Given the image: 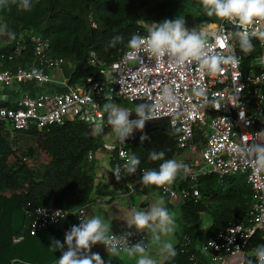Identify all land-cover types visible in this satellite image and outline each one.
Listing matches in <instances>:
<instances>
[{"label":"built area","instance_id":"1","mask_svg":"<svg viewBox=\"0 0 264 264\" xmlns=\"http://www.w3.org/2000/svg\"><path fill=\"white\" fill-rule=\"evenodd\" d=\"M202 28L231 33L237 26L218 19L196 29ZM209 42L221 51L217 41L210 37ZM231 43L236 51V41ZM252 43L254 50L246 68L241 64L239 69L225 65L223 71L216 75H202L195 63L180 68L174 67L167 58L163 61L148 59L145 53L140 54L142 60L132 58L128 55L132 51L128 47L115 60L102 64L94 52L88 50L87 61L98 65L97 76H88L80 83L70 84L63 74L64 59L50 53L47 38L39 33H24L10 42L8 52H0L3 60L19 59L14 67H0V122L6 125L11 137L16 131L31 127L40 130L64 121H80L86 125L88 136L99 142L96 150L87 152V160H93L97 150L105 151L112 162L111 174L114 177L112 171L117 165L121 166L123 174V167L130 156V148L126 145L137 139L141 130H134L121 143L107 124L104 125V133L96 135L86 120L87 115L94 114L98 120L103 115L106 120V113H102V105L106 102L104 93L110 92L114 103L133 111L137 104L157 103L163 89L171 87L178 102L165 103L160 117L151 120L165 121L168 131L174 134L176 148L197 156L194 158L196 166L186 171L189 179L205 173L219 177L244 174L253 193L245 220L233 222L200 239L194 247L200 257L192 252L188 257L189 264H247L249 259L255 264L254 249L247 250V244L255 233L264 238V172L256 174L251 159L237 156L233 151V145L251 142L257 138V132L264 131V43L255 38ZM28 47L30 56L24 58ZM200 85L207 89L209 100L213 96L219 100L221 109L205 105L202 98L192 94V89ZM241 87L242 90L237 92ZM127 104H133L134 108L131 110ZM240 111L245 113L243 119ZM129 118L136 119L135 112ZM258 138L264 142V134ZM144 170L146 168H139L135 174L117 180L120 186L117 192L128 196L135 187L143 186L140 181ZM149 187L173 205L188 194L187 190H177L172 184ZM189 188L191 196L196 197L198 191L194 185H189ZM84 205L70 210L45 206L25 210L30 215L28 234L62 223L69 214H75L79 224L85 219ZM38 208H44L45 214L37 215ZM58 210L64 216L53 219V213ZM126 233H131L127 240L129 246L138 242L147 246L146 237L141 232L124 228L112 234ZM182 240L187 241V237L183 236ZM97 247L108 252L103 244L99 243ZM121 249H124L123 245Z\"/></svg>","mask_w":264,"mask_h":264},{"label":"trees","instance_id":"2","mask_svg":"<svg viewBox=\"0 0 264 264\" xmlns=\"http://www.w3.org/2000/svg\"><path fill=\"white\" fill-rule=\"evenodd\" d=\"M177 16L188 17L185 25L188 29L218 21L216 17L203 14L199 0H33L30 12L16 5L10 10L0 9V19L15 32L16 38L24 33H39L47 38L50 53L64 59L63 74L70 84L97 76L98 65L88 63V50H92L102 64H108L125 50L132 34L147 33L150 23ZM117 34H123L124 41L108 47ZM0 40L4 42L0 43V52H8L12 40L7 33H0ZM236 43L241 66L246 68L252 56L242 53ZM28 56L30 47L24 58ZM17 63L19 59L0 58V67H14ZM65 63L70 64L69 70L64 69ZM28 86L23 88L29 89ZM142 135L147 137L143 141L140 140ZM98 145V141L88 136L86 125L76 120L48 129L19 130L11 137L6 125L0 122V258L4 264L9 262L7 254L13 248L12 239L29 235L30 215L25 210L35 206L70 210L89 200L94 188L95 160H87V152L96 150ZM126 146L130 148V155L134 153L139 157V168L158 169L162 161L149 160L152 151H163L165 159L187 165L172 183L177 190L188 191L175 205L176 225L180 229L174 245L178 255L173 261L164 260L161 264H189L192 252L200 257L194 249L200 238L245 220L248 203L253 198L245 175L219 177L205 173L190 180L186 171L196 166L195 156L183 155L184 150L176 148L174 134L168 131L165 121L145 122L138 138ZM191 184L198 191L196 197L191 196ZM204 217L207 224L202 228ZM71 224L78 225L75 214L63 220L64 227ZM183 236L187 241L182 240ZM261 244L264 238L255 233L248 241L247 250Z\"/></svg>","mask_w":264,"mask_h":264},{"label":"clouds","instance_id":"3","mask_svg":"<svg viewBox=\"0 0 264 264\" xmlns=\"http://www.w3.org/2000/svg\"><path fill=\"white\" fill-rule=\"evenodd\" d=\"M199 4L205 16L231 22L237 26L236 30L231 33H217L207 28L190 30L185 26L186 21L182 16L166 18L158 23H150L146 35L132 34L127 42V47L132 50L128 55L141 60V53H145L148 59L154 58L157 61L167 58L174 67L180 68L195 63L202 75L219 74L225 65L239 69L241 57L236 55L231 41H237L239 50L246 55L254 50L253 38L264 43V0H199ZM12 5L30 12L33 8V0H0V9L10 10ZM0 33H7L11 40L16 39L15 32L10 31L7 24H0ZM210 37L219 43L221 51H217L209 42ZM123 41V34L114 35L108 47H115ZM241 90L242 87L237 92ZM192 94L202 98L205 105L211 104L213 108L221 109L220 102L215 96L209 100L207 89L203 85L194 87ZM104 99L106 102L102 105V113H106V120L103 115L98 120L91 113L87 115L86 120L92 125L96 135L103 134L104 125H109L116 139L121 143H124L134 130H142L146 121L160 117L159 113L165 103L171 105L178 102L171 87L163 89V94L157 103L137 104L133 111L114 103L110 92L104 93ZM132 112H135L136 119L129 118ZM239 115L243 119L244 111H240ZM261 134H264V131L257 132V138L251 142L233 145V151L237 156L251 159L256 174L264 172V142L258 138ZM146 138L142 135L140 140L143 141ZM164 157L163 151H152L149 154V160H159L162 163L159 164L158 169H146L142 172L140 182L144 187L170 185L187 168L183 162ZM139 165L140 159L133 153L128 156L127 163L123 167V174L120 165H117L112 173L119 181L125 175L135 174ZM45 212L44 208L37 209V215L45 214ZM63 216L59 210L53 213V219ZM126 222L128 228L134 226L137 230H147L152 242L160 245V252L165 261H173L178 255L174 244L162 239L172 234L177 227L176 213L165 206L164 197H160L158 202L150 208H133ZM130 235L131 233L119 236L112 234L110 225L97 215L80 220L78 225H72L65 232L63 242L52 238L49 248L52 252L61 250L57 264H105L99 253L89 254L91 247L97 243L103 244L108 253L111 252L113 255L117 254L123 245L127 255L139 254L137 264H157L156 260L145 255L146 244L138 242L132 246L128 245L127 240ZM65 246L66 250H63ZM254 256L255 264H264V244L254 249ZM11 264H24V262L13 259ZM247 264H253V261L249 259Z\"/></svg>","mask_w":264,"mask_h":264},{"label":"crops","instance_id":"4","mask_svg":"<svg viewBox=\"0 0 264 264\" xmlns=\"http://www.w3.org/2000/svg\"><path fill=\"white\" fill-rule=\"evenodd\" d=\"M93 160H95L93 164L94 188L89 200L84 205L85 219L98 215L105 223L110 225V231L113 233L120 229L128 228L126 221L130 218L133 208L146 209L158 202L159 194L149 186L138 185L135 187L134 192L128 196L119 194L117 191L120 186H118L117 180L111 174V162L108 154L105 151L97 150ZM165 206L171 212L176 213L177 218L178 210L175 205L165 201ZM205 222L207 224L206 220ZM202 224L206 226L203 222ZM72 225L74 224L64 227L62 222L53 225L52 229H43L32 235L25 234L14 237L12 239L13 248L7 254V258H9L7 264H11L13 259L22 260L24 264H57L61 250H56L55 252L50 250L51 239L55 238L63 242L65 232ZM203 225L202 228H204ZM129 229L145 235L147 241L145 255L156 260L157 264H161L164 259L160 252V245L152 242L148 231L137 230L134 226ZM179 231L180 229L176 227L172 234L162 237V239L171 241L175 245ZM98 244L91 247L89 254L99 253L105 264H137L139 254L129 256L124 249H121L117 254L113 255L111 252L108 253L98 248ZM63 250H66V246ZM0 264H4L1 258Z\"/></svg>","mask_w":264,"mask_h":264},{"label":"rangeland","instance_id":"5","mask_svg":"<svg viewBox=\"0 0 264 264\" xmlns=\"http://www.w3.org/2000/svg\"><path fill=\"white\" fill-rule=\"evenodd\" d=\"M184 20L186 21V23L189 22L188 17H186ZM0 23H1V24H4V20H3V19H0ZM195 28H198V27H195ZM1 42H3V40H2V41L0 40V43H1ZM3 43H4V42H3ZM69 68H70V64H69V63H65V65H64V69L69 70ZM127 105H128L127 107H129L131 110H132V108H134V105H133V104H127ZM27 143L32 144V141H30V142L28 141ZM185 154L187 155L186 152H184L183 155H185ZM193 156L197 157L195 154H193ZM26 161H27L28 164H30V162H31V161L28 160V159H26ZM205 220H206V218L204 217V221H203L204 224H206ZM202 225H203V224H202ZM203 226H205V225H203Z\"/></svg>","mask_w":264,"mask_h":264},{"label":"water","instance_id":"6","mask_svg":"<svg viewBox=\"0 0 264 264\" xmlns=\"http://www.w3.org/2000/svg\"><path fill=\"white\" fill-rule=\"evenodd\" d=\"M225 26H228V24L226 23ZM138 138V137H137Z\"/></svg>","mask_w":264,"mask_h":264}]
</instances>
